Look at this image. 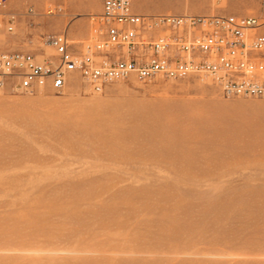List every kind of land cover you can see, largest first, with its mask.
<instances>
[{"label": "rangeland", "instance_id": "1", "mask_svg": "<svg viewBox=\"0 0 264 264\" xmlns=\"http://www.w3.org/2000/svg\"><path fill=\"white\" fill-rule=\"evenodd\" d=\"M26 1L14 32L0 22V52L53 57L48 37L90 38L100 13L89 0L72 34L59 0ZM132 3L258 17L264 34L260 0ZM0 264H264V99L198 76L0 92Z\"/></svg>", "mask_w": 264, "mask_h": 264}, {"label": "built area", "instance_id": "2", "mask_svg": "<svg viewBox=\"0 0 264 264\" xmlns=\"http://www.w3.org/2000/svg\"><path fill=\"white\" fill-rule=\"evenodd\" d=\"M9 1L0 0V22L14 32ZM94 21L86 41L74 42L66 34L48 37L45 45L53 57L0 52V92H62L76 76L94 93L131 77L198 76L211 80L226 98L264 99V34L258 17L139 15L132 0H102Z\"/></svg>", "mask_w": 264, "mask_h": 264}, {"label": "crops", "instance_id": "3", "mask_svg": "<svg viewBox=\"0 0 264 264\" xmlns=\"http://www.w3.org/2000/svg\"><path fill=\"white\" fill-rule=\"evenodd\" d=\"M88 1L89 0H59V6H55L60 11H63V15L68 19L69 24L67 25V33L76 34V33L82 32L80 30L81 26H84L87 20L89 21V18L93 15L92 8L89 6ZM97 2H98L99 10H100V13H99L100 15L102 13V0H97ZM26 5H27L26 0H10L7 12L9 14L17 15L18 13H20L22 8L25 7ZM133 10L135 13L139 15H147L142 11L135 10L134 7H133ZM53 14H55V11L54 12L52 11L51 15ZM159 15H171V14H159ZM177 16H182V15H177ZM90 32H91V26L89 27L87 38L84 39L83 41L89 38ZM60 34H63V33H60Z\"/></svg>", "mask_w": 264, "mask_h": 264}]
</instances>
